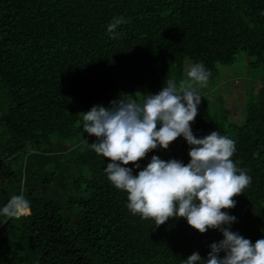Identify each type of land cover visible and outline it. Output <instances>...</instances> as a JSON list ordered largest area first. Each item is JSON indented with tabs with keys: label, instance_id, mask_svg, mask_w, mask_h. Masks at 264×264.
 I'll return each instance as SVG.
<instances>
[{
	"label": "trees",
	"instance_id": "16d2710c",
	"mask_svg": "<svg viewBox=\"0 0 264 264\" xmlns=\"http://www.w3.org/2000/svg\"><path fill=\"white\" fill-rule=\"evenodd\" d=\"M262 12L264 0H0V209L22 194L31 210L0 214V264H181L193 252L205 259L222 234L198 233L183 218L157 227L132 215L127 194L107 179L108 159L86 144L94 136L81 133L71 99L80 96L89 111L121 94H155L164 80L184 78L187 60L202 62L215 80L240 52L263 67L244 119L230 118L220 93L214 106L212 97L203 102L209 109L191 130L236 141L231 159L251 184L222 211L236 217L231 231L264 239ZM120 16L128 21L123 35L110 39L107 24ZM188 151L178 137L140 168L127 167L136 175L153 155L187 164Z\"/></svg>",
	"mask_w": 264,
	"mask_h": 264
},
{
	"label": "clouds",
	"instance_id": "9594fccd",
	"mask_svg": "<svg viewBox=\"0 0 264 264\" xmlns=\"http://www.w3.org/2000/svg\"><path fill=\"white\" fill-rule=\"evenodd\" d=\"M126 23L122 16L113 17L107 24L109 38H120L123 33L118 29ZM185 76L164 80L155 94L141 98L121 94L108 107L94 105L81 113L82 131L96 138L85 142L108 159L104 172L117 190L127 194L126 207L132 215L154 220L157 227L170 218H183L198 233L214 229L222 234L223 239L209 245L205 259L193 252L181 264H264V239L253 243L231 231L236 217L222 211L234 208V197L251 184L248 170L231 159L236 141L217 130L196 138L191 130L202 98L198 88L207 87L211 71L197 62ZM178 137L189 145L187 164L153 155L136 175L127 167L140 168L138 161L150 151L166 150ZM258 157L254 152L253 158ZM0 214L9 219L30 215V203L22 194L14 195Z\"/></svg>",
	"mask_w": 264,
	"mask_h": 264
},
{
	"label": "rangeland",
	"instance_id": "374dc122",
	"mask_svg": "<svg viewBox=\"0 0 264 264\" xmlns=\"http://www.w3.org/2000/svg\"><path fill=\"white\" fill-rule=\"evenodd\" d=\"M250 60L252 59L248 58L243 52L238 53L236 55L233 65L219 66V76L215 80H209L207 87L198 88V91L202 96L201 102L198 106V116L204 115L207 112V109H209L208 107H206V105L204 108L203 102H206L209 97H212L213 99L211 103L214 106L216 104L214 96L216 97L218 94L221 93L230 118L236 123H241V121L245 117V96L247 93H249L251 85L253 87L257 84L256 80L261 81L263 79V74L261 71L263 67H251L249 64ZM192 64H194L193 61H186L185 73L186 69ZM184 78H186L185 74ZM134 94L137 98H141L143 96L140 92H131L128 95ZM71 102L73 107L77 109L80 113L87 112L80 96L73 97L71 99ZM97 105L108 107L107 103ZM204 110L206 111L204 112ZM81 121L79 122L78 126L83 136L92 137L89 136L86 132L82 131ZM95 141L96 138L93 137V142ZM65 144L68 147L72 146L71 142L69 141Z\"/></svg>",
	"mask_w": 264,
	"mask_h": 264
}]
</instances>
